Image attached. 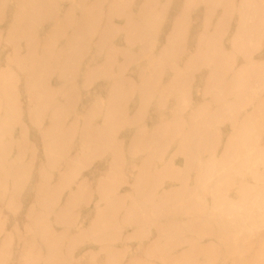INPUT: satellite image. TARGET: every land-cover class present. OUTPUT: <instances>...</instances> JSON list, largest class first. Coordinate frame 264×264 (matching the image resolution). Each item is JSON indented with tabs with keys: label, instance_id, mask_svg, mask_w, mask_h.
Segmentation results:
<instances>
[{
	"label": "bare ground",
	"instance_id": "obj_1",
	"mask_svg": "<svg viewBox=\"0 0 264 264\" xmlns=\"http://www.w3.org/2000/svg\"><path fill=\"white\" fill-rule=\"evenodd\" d=\"M0 203V264H264V0H0Z\"/></svg>",
	"mask_w": 264,
	"mask_h": 264
},
{
	"label": "rangeland",
	"instance_id": "obj_2",
	"mask_svg": "<svg viewBox=\"0 0 264 264\" xmlns=\"http://www.w3.org/2000/svg\"><path fill=\"white\" fill-rule=\"evenodd\" d=\"M0 204L3 207V209H4L3 215L7 219L5 226L9 228L10 227V220H9L10 219V213H9V209H8L6 204L5 205H3V203H0ZM20 218H21L22 221L25 220V216L23 214L20 215ZM18 252H19V250L15 252L16 255H18ZM13 264H17V263H13Z\"/></svg>",
	"mask_w": 264,
	"mask_h": 264
}]
</instances>
